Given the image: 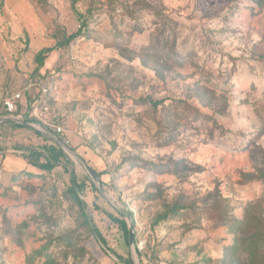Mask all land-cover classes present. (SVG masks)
Returning a JSON list of instances; mask_svg holds the SVG:
<instances>
[{
  "label": "rangeland",
  "instance_id": "374dc122",
  "mask_svg": "<svg viewBox=\"0 0 264 264\" xmlns=\"http://www.w3.org/2000/svg\"><path fill=\"white\" fill-rule=\"evenodd\" d=\"M26 78L76 156L0 123V264H264V1L0 0V97Z\"/></svg>",
  "mask_w": 264,
  "mask_h": 264
},
{
  "label": "built area",
  "instance_id": "2783aa9c",
  "mask_svg": "<svg viewBox=\"0 0 264 264\" xmlns=\"http://www.w3.org/2000/svg\"><path fill=\"white\" fill-rule=\"evenodd\" d=\"M32 91V101L28 99ZM49 95L48 80H32L26 78L23 86L10 96L0 97V119L23 120V115L27 109H31L30 117L34 122H30L34 127L40 128L44 134L61 140L63 129L49 119L50 108L46 103ZM18 110H21L17 113ZM29 123V122H28Z\"/></svg>",
  "mask_w": 264,
  "mask_h": 264
},
{
  "label": "trees",
  "instance_id": "16d2710c",
  "mask_svg": "<svg viewBox=\"0 0 264 264\" xmlns=\"http://www.w3.org/2000/svg\"><path fill=\"white\" fill-rule=\"evenodd\" d=\"M262 1L264 0H258V2H260L262 4ZM50 49L44 50L40 53L37 54L36 59L38 60L39 64H42L43 59L48 55V53L50 52ZM34 94V91H32L31 95L28 96V99L32 101V96ZM152 105H157L156 102H152ZM21 110H18L17 113H19ZM30 112L31 109H27V111L24 113L23 118L25 122H34V119L32 117H30ZM19 128H24L22 125L15 123ZM44 150H45V157H44V163L42 164H36L35 167L41 169V170H52L54 168V166L56 164H59L61 162L65 163V166L71 164L68 160L67 155L65 154V152L62 150V148L57 145L52 143L50 146H44ZM39 157V156H37ZM71 174V186L69 188V193L71 194V196L74 198V200L76 201V203L78 204V206L80 208L84 207L83 201L81 200L80 196L83 194L84 191V184L83 183H79L77 182V180L75 179V174L73 172V170L70 171ZM94 187V186H93ZM94 190H96V188H94ZM109 218L118 225V227L120 228V230L123 232L125 241L127 242V244H129V239H130V233H129V229H128V225L126 223V221L124 219H119V218H115L114 216H112L111 214H108ZM92 231L94 232V234L98 237V239L100 240V242L102 244H105V241L101 238L100 234L96 231L95 228H92ZM134 237V236H133ZM117 259L119 260V262H122L124 264H130V260L126 259V258H122L121 256H117Z\"/></svg>",
  "mask_w": 264,
  "mask_h": 264
},
{
  "label": "water",
  "instance_id": "95a60500",
  "mask_svg": "<svg viewBox=\"0 0 264 264\" xmlns=\"http://www.w3.org/2000/svg\"><path fill=\"white\" fill-rule=\"evenodd\" d=\"M3 121H14L15 123H18L22 126H25V127H29V128H34L33 125H31L30 123L28 122H25L23 120H11V119H0V123L3 122ZM42 133V132H41ZM45 137H47L48 139H50L52 142H54L55 144L59 145L62 150L64 152H67V153H70L72 154L73 156H76L72 150L70 148H68L64 143L61 142V140L57 139V138H53L51 137L50 135L48 134H44L42 133ZM84 164V163H83ZM85 167H86V170L88 171V173L90 174V176L94 179V180H98V177L97 175L95 174V172L93 170H91L86 164H84ZM129 228L131 229V225L129 226ZM134 244V239H133V235H132V231L130 230V245H133ZM130 264H137L135 262V259L133 258L132 260H130Z\"/></svg>",
  "mask_w": 264,
  "mask_h": 264
}]
</instances>
